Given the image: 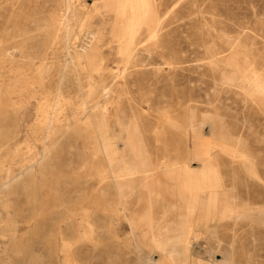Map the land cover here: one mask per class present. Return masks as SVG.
Instances as JSON below:
<instances>
[{
  "label": "rangeland",
  "instance_id": "374dc122",
  "mask_svg": "<svg viewBox=\"0 0 264 264\" xmlns=\"http://www.w3.org/2000/svg\"><path fill=\"white\" fill-rule=\"evenodd\" d=\"M146 1L0 0V264H264V0Z\"/></svg>",
  "mask_w": 264,
  "mask_h": 264
},
{
  "label": "bare ground",
  "instance_id": "6f19581e",
  "mask_svg": "<svg viewBox=\"0 0 264 264\" xmlns=\"http://www.w3.org/2000/svg\"><path fill=\"white\" fill-rule=\"evenodd\" d=\"M113 4H117L116 6V10H117V13L118 15H121L123 13L124 10L128 9L130 11V15H129V18H128V27H129V31H130V34L133 33L135 27L140 24L145 18H147L148 16V7H147V1L146 0H110ZM102 5V4H101ZM106 5V4H104ZM100 7V5H99ZM103 7V6H102ZM107 7V6H106ZM127 10V11H128ZM125 12V11H124ZM128 15V14H127ZM123 21V20H122ZM147 22V21H146ZM123 26V24H122ZM122 29V28H121ZM124 29V28H123ZM128 31V32H129ZM120 33V32H119ZM124 34V33H123ZM129 34V36H130ZM31 35V34H30ZM124 36V35H123ZM131 37V36H130ZM121 39V38H120ZM122 40V39H121ZM129 40V39H128ZM131 42V40H130ZM125 43V42H124ZM132 44V43H131ZM127 46V45H126ZM122 48V47H121ZM128 48V46H127ZM125 49H123L124 51ZM122 51V53H123ZM51 52V51H50ZM58 52V51H57ZM126 52V51H125ZM52 55V54H51ZM79 58V57H78ZM77 58V59H78ZM128 61V60H127ZM47 79V78H46ZM55 86V85H54ZM258 86V85H257ZM263 92V91H262ZM19 94V93H18ZM50 97V96H49ZM31 107V106H30ZM55 108V107H54ZM34 111V110H33ZM45 113V112H44ZM27 114V112H26ZM52 115V114H51ZM26 117H23V114H21L20 118L17 119V123L20 122L21 124H23V122H25L26 120ZM69 118V117H68ZM51 119V118H50ZM45 120V119H44ZM50 121V120H49ZM14 124V123H13ZM48 124V123H47ZM17 125H20V124H17ZM51 125V124H50ZM21 127V126H20ZM49 127V126H48ZM49 129V128H48ZM16 136V133L15 135H11V138L10 140H7L9 141L8 143H5L7 149L8 148H13L12 146H10V141H12ZM7 138V137H6ZM197 138V137H195ZM107 145V144H106ZM200 145V144H199ZM108 148V147H107ZM15 150V148H13ZM197 150V148H195ZM109 151V150H108ZM114 152V151H113ZM192 152V151H191ZM38 153V152H37ZM110 153V152H109ZM108 156V155H107ZM197 156V155H196ZM199 157V156H198ZM202 158V157H200ZM203 158H206V157H203ZM209 158V157H208ZM207 159V158H206ZM38 158L35 155H32L31 158H30V164L27 165V166H24L25 168H23V170H28L31 165L33 164H37L36 162H38ZM204 160V159H203ZM208 161V160H207ZM203 162V161H202ZM24 163V162H23ZM205 163V161L203 162ZM208 163V162H207ZM201 164V163H200ZM23 165V164H22ZM207 165V164H206ZM185 166V165H184ZM187 166V165H186ZM183 167V166H182ZM188 167V166H187ZM108 169V168H107ZM118 169V168H117ZM22 170V169H21ZM168 170V169H167ZM170 170V169H169ZM179 170V169H178ZM196 170V169H195ZM199 170V169H198ZM181 171V169H180ZM184 171V170H183ZM190 171V170H189ZM194 171V170H193ZM208 171V170H207ZM166 172V171H165ZM152 173V172H151ZM182 173V172H181ZM211 173V172H210ZM20 174V173H19ZM37 174V173H36ZM149 174V172H148ZM180 174V173H179ZM207 174V173H206ZM205 174V175H206ZM6 175H8V172H6ZM34 175V174H33ZM169 175V173H168ZM182 175V174H181ZM186 175V174H185ZM203 173H192V174H189L188 177L186 178V181L184 180V188L186 189L185 191L187 192V205H186V208L184 206V210L186 211V219L184 220L183 222V231L181 233V235H192V232H193V222H192V218L195 217L196 215V212L199 208V204H200V198H201V195L203 193H207L208 194V206L210 208V203H212L217 197L216 193L217 191H215V188L213 187V185H209L208 184V181L209 179L208 176L206 177ZM208 175V174H207ZM17 176V175H16ZM111 177V175H110ZM4 178V177H3ZM178 178V177H177ZM6 179V177H5ZM13 179V178H12ZM172 179V178H171ZM112 180V179H110ZM122 180V179H121ZM140 180V179H139ZM175 180V179H174ZM7 181V180H6ZM178 181V180H177ZM215 182V180H214ZM113 183V182H112ZM177 183V182H176ZM181 183V182H180ZM6 184V183H5ZM169 184V183H168ZM182 186V185H181ZM215 186V185H214ZM115 187V186H113ZM183 188V187H181ZM183 188V189H184ZM115 190V189H114ZM184 191V192H185ZM116 192V191H115ZM117 195V194H116ZM120 201V200H119ZM122 201V200H121ZM146 208V207H145ZM212 213V212H211ZM151 219V218H150ZM152 222V221H151ZM150 224V223H149ZM169 227V226H168ZM170 232V231H169ZM173 232V231H172ZM153 234V233H152ZM170 235V234H169ZM171 236V235H170ZM194 237V236H193ZM165 238V237H164ZM166 239V238H165ZM172 239V238H171ZM170 239V240H171ZM154 240V239H153ZM162 241V239H161ZM155 242V241H154ZM166 244V243H165ZM159 246V245H158ZM187 246V245H185ZM158 248V247H157ZM156 249V248H155ZM221 249V248H220ZM162 250V249H161ZM168 250V249H167ZM166 251V250H165ZM166 253V252H165ZM173 253V252H172ZM250 253V252H249ZM232 255V254H231ZM164 256V254H163ZM171 256V255H170ZM152 264V263H151ZM155 264V263H153Z\"/></svg>",
  "mask_w": 264,
  "mask_h": 264
}]
</instances>
